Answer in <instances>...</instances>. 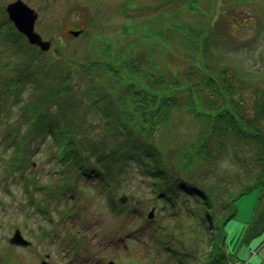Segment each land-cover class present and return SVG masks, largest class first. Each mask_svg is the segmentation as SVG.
Instances as JSON below:
<instances>
[{
  "label": "rangeland",
  "instance_id": "1",
  "mask_svg": "<svg viewBox=\"0 0 264 264\" xmlns=\"http://www.w3.org/2000/svg\"><path fill=\"white\" fill-rule=\"evenodd\" d=\"M12 1L0 0V63L10 61L2 42V25L12 26L5 12V5ZM22 1L37 14L34 30L50 42L49 50L37 58L45 63L54 60V70L69 72L78 91L89 86L91 75L103 92L107 79L102 76L117 75L118 64L129 60L167 80L188 69L198 75L197 82L223 70L239 81L264 76V0H195L196 7L188 9H183L179 0ZM187 25L198 38L195 46H187L182 38L181 28ZM72 30L80 32L73 36ZM2 67L0 83L2 77L5 83L12 71ZM39 93L31 85L10 96L0 89V264H38L45 255L49 264H107L110 260L114 264H176L171 252L159 249L155 253L153 241L147 238L142 216L147 219L151 210L158 212L161 220L171 215L160 200H150L149 177L135 163L126 180L120 181L118 193L108 197L100 185L91 186L92 178H82L78 185L85 190L72 200L69 192L56 193L62 187L61 164L49 155L46 134L42 142L37 138L24 164L12 168V139L26 138L28 120L23 113L28 103L42 101ZM249 94L247 91L245 98ZM98 118L95 113L88 118L95 125L88 127L94 139L106 136ZM201 126L188 112L176 110L169 131L159 141L160 150L168 156L184 147ZM108 139L113 141L111 136ZM219 167H232L231 157L221 160ZM257 193L253 190L237 200L236 216L225 226L231 255L228 264H264V243L260 244L264 232L250 243L241 241ZM121 196L126 197L124 205L117 201ZM126 206L129 215L117 213ZM174 222L181 223L182 227L174 228L175 235L189 241L186 251L194 257L205 247L201 234L195 241L187 221ZM199 226H194L197 235L202 229ZM14 229L30 241L29 247L9 243ZM172 241V247L179 244L175 237Z\"/></svg>",
  "mask_w": 264,
  "mask_h": 264
},
{
  "label": "trees",
  "instance_id": "2",
  "mask_svg": "<svg viewBox=\"0 0 264 264\" xmlns=\"http://www.w3.org/2000/svg\"><path fill=\"white\" fill-rule=\"evenodd\" d=\"M179 2L183 9L196 7L195 0ZM4 25L2 42L10 61L0 65L2 70H11L12 76L5 83L1 78V92L10 96L31 85L40 90L42 100L25 107L26 138L12 139V168L23 165L37 138L42 142L46 134V145H51L49 155L61 164L62 187L56 193L69 192L72 200L85 190L78 185L82 178H92L91 186L100 185L108 197L118 193L120 181L126 180L135 163L149 177L150 200H160L171 215L163 220L158 212L150 220L142 216L147 238L153 241L155 253L159 249L171 252L176 264H228L231 255L225 226L236 216L237 200L253 190L258 191L257 199L241 241L250 243L264 232V76L239 81L223 70L197 82L198 75L188 69L167 80L129 60L118 64L117 75L102 76L107 79L103 92L91 75L89 86L78 91L69 72L54 70V60H39L43 52L28 45L12 26ZM181 30L187 46L198 43L189 25ZM201 51L205 52L204 48ZM56 65L62 69L60 62ZM81 70L85 72V67ZM110 70L114 74V68ZM247 91L250 94L245 98ZM178 109L188 112L202 126L184 147L165 156L159 141L169 131ZM92 113L98 115L106 134L101 139L91 137L88 129L90 125L95 127L88 119ZM227 156L232 167L221 169L219 163ZM129 212L127 206L117 211L123 216ZM172 219L187 221L195 241L201 234L205 247L194 257L186 251L189 241L175 235L174 228L182 227L181 223ZM199 224L202 229L197 235L194 226ZM173 237L179 244L172 247Z\"/></svg>",
  "mask_w": 264,
  "mask_h": 264
},
{
  "label": "water",
  "instance_id": "3",
  "mask_svg": "<svg viewBox=\"0 0 264 264\" xmlns=\"http://www.w3.org/2000/svg\"><path fill=\"white\" fill-rule=\"evenodd\" d=\"M5 12L8 20L11 22L15 30L24 36L29 45L36 46L40 51H47L50 48V42L43 40L41 36L34 30V22L36 20V12L26 5L22 0H14L5 5ZM73 36L78 35V31H70ZM126 197L121 196L118 198V203L123 205ZM153 211L151 210L147 217L151 219ZM11 245L28 246L30 243L22 237L20 231L15 229L12 236L9 238ZM39 264H48L42 260ZM107 264H114L113 261H108Z\"/></svg>",
  "mask_w": 264,
  "mask_h": 264
},
{
  "label": "built area",
  "instance_id": "4",
  "mask_svg": "<svg viewBox=\"0 0 264 264\" xmlns=\"http://www.w3.org/2000/svg\"><path fill=\"white\" fill-rule=\"evenodd\" d=\"M234 264H237V263H234Z\"/></svg>",
  "mask_w": 264,
  "mask_h": 264
}]
</instances>
